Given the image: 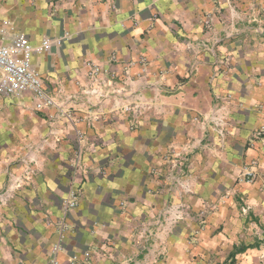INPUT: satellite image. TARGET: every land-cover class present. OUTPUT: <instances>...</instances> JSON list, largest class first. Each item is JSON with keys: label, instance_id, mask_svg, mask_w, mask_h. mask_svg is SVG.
Here are the masks:
<instances>
[{"label": "crops", "instance_id": "crops-1", "mask_svg": "<svg viewBox=\"0 0 264 264\" xmlns=\"http://www.w3.org/2000/svg\"><path fill=\"white\" fill-rule=\"evenodd\" d=\"M0 28L63 40L32 63L64 111L0 96V264H49L71 188L59 264H264V0H0ZM87 61L119 74L96 106ZM187 144L186 191L165 157Z\"/></svg>", "mask_w": 264, "mask_h": 264}, {"label": "built area", "instance_id": "built-area-1", "mask_svg": "<svg viewBox=\"0 0 264 264\" xmlns=\"http://www.w3.org/2000/svg\"><path fill=\"white\" fill-rule=\"evenodd\" d=\"M4 24H9V22L4 21ZM1 32L2 29L0 28V38ZM10 38L9 42L0 43V96L14 97L28 93L32 96L34 107L37 111L50 107L63 111V102L57 100L56 96L48 90L44 77L34 68L32 63L34 54L48 52L52 49L53 45H62L63 40L46 38L41 44L33 45L22 33H16ZM85 65L87 67V80L80 92L85 96V103L87 105H100L107 97H110V88L117 81L119 74L90 61H87ZM127 79L122 80L126 81ZM116 91L118 93V90ZM70 99L74 101L75 96L70 97ZM132 109L133 107H126V110ZM210 120L214 122V129L219 134L222 136L226 134L227 123L221 115L214 113ZM188 149L190 152V147ZM189 152L186 150L183 156L181 152H176L173 155V159H175L173 163L177 167L176 171L180 177L184 174ZM81 157L82 150L79 149L76 152L77 164L80 163ZM255 175L256 171L253 167L246 169L242 173L244 180H252ZM62 204L63 216L57 222L59 239L52 247L49 264H59L58 254L64 249L63 236L65 230L68 228V213L79 204L77 191L71 188L67 196L63 198ZM71 264H81V262L74 259Z\"/></svg>", "mask_w": 264, "mask_h": 264}, {"label": "rangeland", "instance_id": "rangeland-1", "mask_svg": "<svg viewBox=\"0 0 264 264\" xmlns=\"http://www.w3.org/2000/svg\"><path fill=\"white\" fill-rule=\"evenodd\" d=\"M227 96L229 97L230 95H227ZM220 106L223 107V104H221ZM138 109H140V108H138ZM224 114H226V113H224ZM199 122H204V120L203 121L200 120ZM226 123H227V121H226ZM262 128H263L262 131H264V125H263ZM226 129H227V127H226ZM186 150H188V152H189L188 144L185 145V146H183V147H181L180 149L178 148V149H174V150L168 151V153L166 154V157H165V160L167 162L166 173H165L166 174L165 175V180H166L167 185H169V186L176 185V187L184 188L187 191L189 189V185L187 183V180H185L186 168H184V174H183V176L180 177L178 175L177 171H176L177 170V167H175L174 166V163H173L174 160H175V159H173L174 153L181 152L182 153V156H183V153H185ZM190 153H191V150L188 153L189 154L188 155V160L190 158ZM187 161H186V163H187ZM256 177H257V174L255 175V177L252 180H244V181L245 182H249V183H253L257 179ZM8 200L9 199H7L4 202H7ZM246 201H247V199H246ZM246 201L245 200L241 201L242 202V207L245 209L243 212H245V217H246V228H247V231L246 232H249V235H248L249 237H253L254 235L252 234V228H256L257 227L256 224L258 226H259V224L257 223V220H256L257 217H255L253 214H249L248 213L249 212V208H248L249 203L246 202ZM2 202L3 201H2V197H1V191H0V212H1V203ZM176 219H181V218L178 217V216H176ZM171 222H174V220L171 219ZM257 235H259V234H257ZM228 264H237V260H235L234 263L229 262Z\"/></svg>", "mask_w": 264, "mask_h": 264}, {"label": "trees", "instance_id": "trees-1", "mask_svg": "<svg viewBox=\"0 0 264 264\" xmlns=\"http://www.w3.org/2000/svg\"><path fill=\"white\" fill-rule=\"evenodd\" d=\"M248 247L251 246H243V247H235V249L231 252L230 257L231 260H233L235 258V256L239 253V252H243L244 250H246ZM232 263H234V261H231Z\"/></svg>", "mask_w": 264, "mask_h": 264}]
</instances>
